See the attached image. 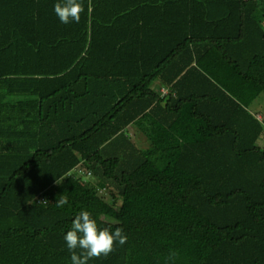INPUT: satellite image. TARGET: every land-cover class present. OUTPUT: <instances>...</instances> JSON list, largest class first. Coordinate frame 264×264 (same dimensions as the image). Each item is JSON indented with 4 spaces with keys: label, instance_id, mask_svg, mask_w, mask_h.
Segmentation results:
<instances>
[{
    "label": "trees",
    "instance_id": "16d2710c",
    "mask_svg": "<svg viewBox=\"0 0 264 264\" xmlns=\"http://www.w3.org/2000/svg\"><path fill=\"white\" fill-rule=\"evenodd\" d=\"M57 2L0 0V264L81 210L128 237L88 264H264V0Z\"/></svg>",
    "mask_w": 264,
    "mask_h": 264
},
{
    "label": "clouds",
    "instance_id": "9594fccd",
    "mask_svg": "<svg viewBox=\"0 0 264 264\" xmlns=\"http://www.w3.org/2000/svg\"><path fill=\"white\" fill-rule=\"evenodd\" d=\"M83 11L81 0H61L54 5L55 14L64 24L79 23ZM47 202L44 200L40 203ZM67 203L68 198L61 195L55 204L62 208ZM63 239L70 253L71 264H88L93 258H107L115 251L116 244L123 246L128 237L121 227H116L114 231L108 227L100 228L89 211L81 210L72 220L71 228ZM177 255L176 251H170L165 264H174Z\"/></svg>",
    "mask_w": 264,
    "mask_h": 264
},
{
    "label": "rangeland",
    "instance_id": "374dc122",
    "mask_svg": "<svg viewBox=\"0 0 264 264\" xmlns=\"http://www.w3.org/2000/svg\"><path fill=\"white\" fill-rule=\"evenodd\" d=\"M155 87H157V83L155 84ZM251 109L254 113H261L263 116H264V93H262L259 98L255 101V103L251 106ZM129 131H130V134L132 135L134 141H136L137 145L141 146V145H144V142H142V140L144 139V137H142L139 133H136L138 132L137 130V127L135 125L131 126ZM261 144H263V141H261ZM92 177L89 179L91 180ZM93 180V179H92ZM94 181V180H93ZM100 195L101 196H105L106 197V194L102 192H100ZM107 198V197H106ZM108 199V198H107Z\"/></svg>",
    "mask_w": 264,
    "mask_h": 264
},
{
    "label": "built area",
    "instance_id": "2783aa9c",
    "mask_svg": "<svg viewBox=\"0 0 264 264\" xmlns=\"http://www.w3.org/2000/svg\"><path fill=\"white\" fill-rule=\"evenodd\" d=\"M162 91H163L164 94L167 92L166 89H163ZM81 169H82V168H81ZM77 171L81 173V170L79 171V169H74V172H77ZM78 172H77V173H78ZM82 173H85V172H82ZM90 175H92V172H88V173H87V176H90ZM44 200H45V199H44L42 196H38V197H37V201H38V203H40L41 201H44Z\"/></svg>",
    "mask_w": 264,
    "mask_h": 264
},
{
    "label": "crops",
    "instance_id": "0c3cea01",
    "mask_svg": "<svg viewBox=\"0 0 264 264\" xmlns=\"http://www.w3.org/2000/svg\"><path fill=\"white\" fill-rule=\"evenodd\" d=\"M130 127H131V126H130ZM130 127H129V130L132 129V128H130Z\"/></svg>",
    "mask_w": 264,
    "mask_h": 264
}]
</instances>
